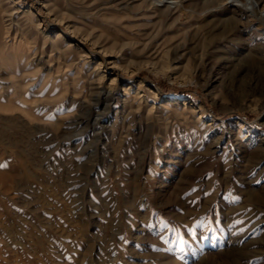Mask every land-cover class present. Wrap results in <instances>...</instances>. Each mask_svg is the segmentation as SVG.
<instances>
[{"label":"rangeland","instance_id":"obj_1","mask_svg":"<svg viewBox=\"0 0 264 264\" xmlns=\"http://www.w3.org/2000/svg\"><path fill=\"white\" fill-rule=\"evenodd\" d=\"M180 1L0 0V264H264L262 23Z\"/></svg>","mask_w":264,"mask_h":264},{"label":"bare ground","instance_id":"obj_2","mask_svg":"<svg viewBox=\"0 0 264 264\" xmlns=\"http://www.w3.org/2000/svg\"><path fill=\"white\" fill-rule=\"evenodd\" d=\"M159 3H160V5H166L169 9H171L173 7H177L178 5L182 4L180 0H159ZM203 4H204L203 5L204 9L202 8L203 10L201 12H199L201 15H204V14H206L208 12H213L215 10L217 11L218 9H215V8L211 7L214 4H218L219 7H221L223 5H229L230 4V5H234L236 7H239L244 12L245 11L246 12L250 11L251 14L255 15L256 19H254V20H257V21L262 23V27L251 29V31L254 30L255 32H257L258 30H261L262 31V35H264V0H204ZM214 14H215V12H214ZM231 19L232 20H236L235 17H233ZM237 20H239V19H237ZM232 22L233 21H231V23ZM234 24H230V25L232 27H234ZM230 25L228 26V28H225L224 31L222 29V31H220V35H217V33H215L212 36V38L210 37L209 38L211 40L210 42H214L217 39H221L222 37H225L226 33H228L227 31L229 29H232V27ZM238 38H240V37H238ZM52 41H54V40H52ZM55 41H57V39ZM52 44H53V42H52ZM179 47H180L179 45H176L175 50L177 51L179 49ZM259 47H261L260 49H262L263 52H264V40H263V43ZM217 48H220V47L217 46ZM77 49H78V47H77ZM79 52H80V55L83 58H86L87 52H84V50L79 51ZM244 52L242 51L241 53L243 54ZM202 54L200 56L201 58H203ZM242 54H240V55H242ZM243 55L244 56H242V58H240V60H242L240 62L241 65H240V67L235 68L236 69V73H234V75H237V76L240 75L241 76L240 78L243 79V81H245L244 83L246 85L250 86L252 81H258V80L260 81L259 78L264 76V53L261 54L260 52H254V51L249 50V51H247L246 54H243ZM197 57L198 56H196V58ZM177 59H179L178 56H177ZM225 60H228V59L225 58ZM110 63L111 62L108 61V58L103 60V66L105 67V72L103 73V72L99 71V73L97 74V77H96L97 79H94L95 80L94 82H95L96 87L103 93V95H104V97H105V99L107 101V105L108 106L111 104V101H112L113 97L116 96V98H117L116 101L119 102L118 105L114 106L115 107V109H114V118L116 119V118H118L120 116L121 113L125 112V110H128L129 112L130 111L131 112H135V109H133L134 103L136 101H139L138 105L140 106V103L142 102L143 98L141 97V95L140 96L138 95L136 90L134 91V89H132L133 85H130L129 83H124V81H127V78H125L122 75V73L118 71L116 66L110 65ZM99 67H100V65H99ZM98 70H99V68H98ZM106 73L112 74V77H106ZM210 85H211L210 82L206 83V86H210ZM127 108H129V109H127ZM243 181H244V179H243ZM249 188H251V186ZM247 190H249V189H247ZM257 191L258 190H256V189H252L251 190V195L254 198H259L260 199V197L262 195L260 193H258ZM230 257L232 259L236 258L234 253L231 254Z\"/></svg>","mask_w":264,"mask_h":264}]
</instances>
